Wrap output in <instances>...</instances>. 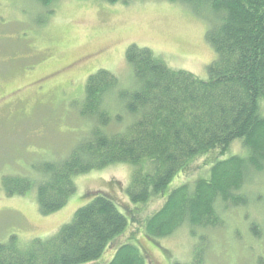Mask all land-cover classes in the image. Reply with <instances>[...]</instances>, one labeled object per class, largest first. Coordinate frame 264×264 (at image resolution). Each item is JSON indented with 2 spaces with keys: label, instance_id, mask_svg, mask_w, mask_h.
Masks as SVG:
<instances>
[{
  "label": "trees",
  "instance_id": "trees-1",
  "mask_svg": "<svg viewBox=\"0 0 264 264\" xmlns=\"http://www.w3.org/2000/svg\"><path fill=\"white\" fill-rule=\"evenodd\" d=\"M168 1L188 6L206 23L204 39L215 53L206 79L169 67L135 43L125 52L131 88L105 69L89 75L79 105L86 129L71 147L32 165V171L4 174L3 191L6 197H21L34 187L40 215H56L72 206L75 177L123 163L131 166L124 200L104 189L87 190L70 221L62 222L55 234L22 243L7 232L8 238L0 241V264L94 263L126 232L128 241L103 264H146L150 252L135 237L136 227L146 243L157 246L177 230H188L197 240L193 257L172 264H210L204 251L212 236L228 222L230 237L239 234L230 211L239 212L244 224L256 223L249 225L246 239L249 245L264 246V183L255 184L256 177L264 176V0ZM37 2L47 13L55 6V0ZM15 23L21 27L17 21L11 27ZM234 142L241 153L228 155ZM181 174L184 180L170 186ZM191 175L197 177L186 181ZM153 198L162 201L160 207L142 216Z\"/></svg>",
  "mask_w": 264,
  "mask_h": 264
},
{
  "label": "rangeland",
  "instance_id": "rangeland-1",
  "mask_svg": "<svg viewBox=\"0 0 264 264\" xmlns=\"http://www.w3.org/2000/svg\"><path fill=\"white\" fill-rule=\"evenodd\" d=\"M38 6L37 0H0L3 21L0 22V73L7 74H0V231L3 232L0 241L8 238L7 232L15 233L22 243L55 234L70 221L72 209L87 190L104 189L117 200H124L131 166L123 163L75 177L76 192L69 199L72 206L56 215H40L34 187L21 197H6L3 191L4 174L32 171V165L71 147L86 129L88 120L79 113V105L89 75L105 69L115 74L123 87L131 88L134 82L125 52L132 43L149 48L169 67L202 79H206L207 65L215 57L204 39L205 21L177 2L135 0L109 4L96 0H55L50 13ZM14 21L21 27L18 23L11 27ZM26 28L27 31L20 32ZM71 64L64 72L60 71ZM12 70L16 71L14 76L8 77ZM41 135L45 139L38 138ZM234 143L231 150L227 149L228 155L241 153L239 142ZM11 161L14 165L9 167ZM201 162L198 159L196 164ZM204 169L209 175L208 167ZM192 175L186 181L197 177ZM179 178L184 180L182 174L176 176L170 186L180 182ZM261 182L264 183V176L256 177V186ZM161 203L157 198L151 199L141 215L152 213ZM239 214L228 213L232 215V227L235 225L239 230L237 236L230 237V222L217 231L216 237L212 236L210 248L204 251L208 263L264 264V246L259 242L249 245L246 239H250L246 236L249 225L256 223L244 224ZM136 228L135 237L150 252L146 264L191 261L197 240L188 230H177L157 246L150 240L146 243L141 228ZM128 236L126 232L111 241L102 256L88 264L105 263L115 248L128 241Z\"/></svg>",
  "mask_w": 264,
  "mask_h": 264
}]
</instances>
